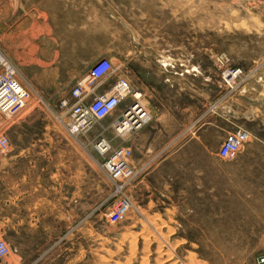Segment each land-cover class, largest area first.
<instances>
[{"label": "rangeland", "instance_id": "1", "mask_svg": "<svg viewBox=\"0 0 264 264\" xmlns=\"http://www.w3.org/2000/svg\"><path fill=\"white\" fill-rule=\"evenodd\" d=\"M0 55L30 94L13 119L0 116L15 147L0 156V242L8 249L0 264H258L264 146L249 138L225 161L220 144L185 137L199 116L200 125H228L244 74L228 82L224 73L264 60V0H0ZM103 57L133 90L141 80L133 60L146 59L163 97L168 64L188 60L189 71L198 60L202 75L188 83L203 97L184 99L193 108L170 115L175 121L151 113L148 125L120 136L115 112L71 135L64 104ZM100 139L132 153L124 217L114 213L123 195L93 148Z\"/></svg>", "mask_w": 264, "mask_h": 264}, {"label": "built area", "instance_id": "2", "mask_svg": "<svg viewBox=\"0 0 264 264\" xmlns=\"http://www.w3.org/2000/svg\"><path fill=\"white\" fill-rule=\"evenodd\" d=\"M114 71L111 61L105 57L98 59L87 71V74L71 90V103L64 107L69 110V122L66 130L71 135H78L91 128L95 121H101L116 112L123 101H130L121 112L114 129L118 135L138 130L150 121V116L139 101L141 94L132 89L125 78L114 80ZM240 68L226 69L224 76L228 82H234L243 75ZM113 80L109 90L96 94L98 89L104 88ZM30 98L29 92L17 78L13 66L0 55V116L5 121L13 119L26 108ZM4 123L0 121V156L11 154L13 146L5 136ZM249 134L243 129H236L228 135L218 148L217 156L221 160L232 161L236 158L239 149L248 142ZM95 152L102 157L101 165L108 180L123 195L114 210L115 215L124 217L130 202L124 196V186L134 177V171L129 164L131 150L125 147L112 148L109 141L100 139L94 143ZM8 249L0 242V259ZM258 264H264V256L259 258Z\"/></svg>", "mask_w": 264, "mask_h": 264}, {"label": "crops", "instance_id": "3", "mask_svg": "<svg viewBox=\"0 0 264 264\" xmlns=\"http://www.w3.org/2000/svg\"><path fill=\"white\" fill-rule=\"evenodd\" d=\"M133 61L135 66L138 65L134 78H136V80H138V78L141 79L138 89L134 90L140 91L142 98H145L144 100L148 105L143 106L150 116V121H152L151 113L163 115L167 120H169L170 115L186 113L189 109H192L193 106L190 107L187 101L184 102V99L188 97H203L202 91H199L198 87H192V85L188 83L189 77L198 78L202 75V69H200L202 63L200 61L196 60L192 62L191 66L193 68L189 71L187 70L188 66H190L188 60L181 59L176 63L168 64V69H165L166 75L162 82L164 83L165 90H168L169 95H164V97L157 92V87L154 86L152 83L153 81L150 79L148 71H150L149 66H152V64L146 59L141 58H135ZM173 66L175 67L172 68ZM185 71H187V73H185ZM113 83V80H111L104 88L98 89L96 94H102L104 90H109ZM173 92L175 95H173ZM234 97L236 100L229 107L227 120L224 119L225 122H228V125H214L210 122L206 123L207 125H200L199 121L201 117L199 116L195 119L196 131L194 136L185 138L187 140L196 139L199 145H221L223 140L233 131L236 129H243L247 131L249 138H251V143L249 144L264 146V60L260 62L257 60L252 68L244 71V75L238 82L237 89H235ZM237 99H239V101H237ZM129 102L130 101H123L118 109H116V112L121 113L125 107L129 105ZM216 116L220 117L219 114ZM170 117L171 121H175L174 117ZM154 120L156 121L157 119L155 118ZM150 121L146 125H148ZM213 121L214 119L212 122ZM215 133L216 141L204 142V138ZM182 134H184V132ZM14 153L15 147L13 146L11 154L5 157H9Z\"/></svg>", "mask_w": 264, "mask_h": 264}, {"label": "bare ground", "instance_id": "4", "mask_svg": "<svg viewBox=\"0 0 264 264\" xmlns=\"http://www.w3.org/2000/svg\"><path fill=\"white\" fill-rule=\"evenodd\" d=\"M55 58V57H54ZM39 65V64H38Z\"/></svg>", "mask_w": 264, "mask_h": 264}]
</instances>
